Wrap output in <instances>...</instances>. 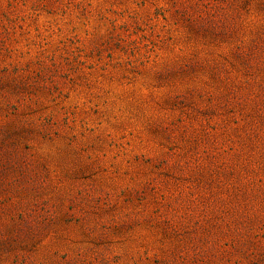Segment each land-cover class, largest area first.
Wrapping results in <instances>:
<instances>
[{
  "label": "rangeland",
  "instance_id": "rangeland-1",
  "mask_svg": "<svg viewBox=\"0 0 264 264\" xmlns=\"http://www.w3.org/2000/svg\"><path fill=\"white\" fill-rule=\"evenodd\" d=\"M0 264H264V0H0Z\"/></svg>",
  "mask_w": 264,
  "mask_h": 264
}]
</instances>
